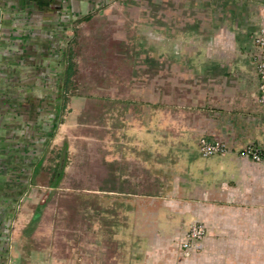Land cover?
Returning <instances> with one entry per match:
<instances>
[{
  "label": "rangeland",
  "instance_id": "1",
  "mask_svg": "<svg viewBox=\"0 0 264 264\" xmlns=\"http://www.w3.org/2000/svg\"><path fill=\"white\" fill-rule=\"evenodd\" d=\"M229 4L93 1L91 15L73 24L75 72L61 93L59 144L46 147L22 209H16L23 221L33 218L22 229L11 227L19 237L35 236L17 239L16 248L30 252L44 245L47 252L57 240L67 253L83 244L85 234L116 232L115 224L103 225L101 218L120 215L118 202H138L136 212L151 218L148 225L129 227L141 233L175 230L180 218L169 215L171 206L197 208L201 188L186 159L199 155L198 139L211 123L213 86L221 72L212 62L234 57L232 44L247 41V34L234 31ZM60 156L64 171L53 186ZM191 220L183 216L181 226Z\"/></svg>",
  "mask_w": 264,
  "mask_h": 264
},
{
  "label": "crops",
  "instance_id": "2",
  "mask_svg": "<svg viewBox=\"0 0 264 264\" xmlns=\"http://www.w3.org/2000/svg\"><path fill=\"white\" fill-rule=\"evenodd\" d=\"M93 1L0 0V264H264V162L240 153L246 144L264 149V104L256 100L255 69L264 46L254 39L264 26V0H229L234 31L247 34V41L232 44L234 57L212 62L221 72L213 86L214 109L205 137L225 141L229 149L211 155L198 149L199 155L187 157L202 193L197 208L188 212V205L171 206L169 215L180 218L175 230L141 233L129 232V227L148 225L151 218L136 212L138 202H118L120 215L101 218L103 225L115 224L116 232L106 228L85 234L83 244L67 253L57 240L47 252L44 245L30 252L24 245L16 248L17 239L35 236L14 233L17 225L22 229L33 218L23 221L16 209H22L46 147L59 144L65 49L73 24L93 10ZM183 216L205 226L188 254L181 243L188 228L181 226Z\"/></svg>",
  "mask_w": 264,
  "mask_h": 264
},
{
  "label": "built area",
  "instance_id": "3",
  "mask_svg": "<svg viewBox=\"0 0 264 264\" xmlns=\"http://www.w3.org/2000/svg\"><path fill=\"white\" fill-rule=\"evenodd\" d=\"M0 28H1V14H0ZM255 42L264 46V26L260 28L258 34L255 36ZM255 69L258 76L259 93L256 100L259 103L264 104V55L256 56ZM198 149L203 155L211 154H224L228 151L229 147L225 141L222 140H210L205 136H201L198 139ZM240 153L244 156L250 157L254 161L264 162V149L252 145L246 144L240 150ZM205 233V226L201 221L193 219L189 222L188 228L184 233L182 247L185 254H188L190 249L195 245L197 240H200Z\"/></svg>",
  "mask_w": 264,
  "mask_h": 264
},
{
  "label": "trees",
  "instance_id": "4",
  "mask_svg": "<svg viewBox=\"0 0 264 264\" xmlns=\"http://www.w3.org/2000/svg\"><path fill=\"white\" fill-rule=\"evenodd\" d=\"M92 12H88L85 16L82 17H78L76 19V21L81 20L83 17H89L91 15ZM72 39L73 37H70L66 49H65V59H64V66H63V70H62V79H61V89L62 91H66L67 89H69L70 87V83L72 81V75L75 72V62L73 60V47H72ZM62 148L64 150V153L67 149V142L64 140L62 142ZM64 164H65V159L64 157L60 156V158L57 160L56 163H54V166H56V168H54V180L52 181L51 185H56L57 182L60 180V178L63 175V171H64ZM42 165V161H40L38 163V165L36 166V168L34 169V175L37 173V170L40 168V166ZM58 165H60V169L58 170L57 167ZM33 175V176H34Z\"/></svg>",
  "mask_w": 264,
  "mask_h": 264
}]
</instances>
